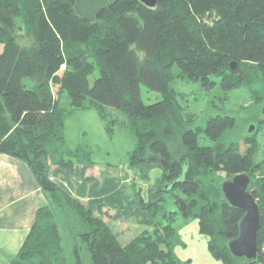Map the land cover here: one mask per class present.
Returning a JSON list of instances; mask_svg holds the SVG:
<instances>
[{
    "label": "trees",
    "instance_id": "obj_1",
    "mask_svg": "<svg viewBox=\"0 0 264 264\" xmlns=\"http://www.w3.org/2000/svg\"><path fill=\"white\" fill-rule=\"evenodd\" d=\"M74 4L0 0V153L23 160L48 197L10 264H84L86 258L89 264H183L173 249L179 211L164 204L174 192L220 264H264V155L256 132L243 138L241 151L237 141L223 139L236 124L233 112L224 109L195 124L183 93L171 85L176 78L205 90L219 83L221 100L229 90L245 89L257 105L264 102V0H156L152 7L117 0L91 21ZM141 85L161 98L144 103ZM81 109H95L107 132L122 124L135 140L126 186L136 191L151 227L126 243L104 204L90 209L80 197L96 179L86 173L96 162L88 144L67 146L64 129ZM74 165L80 182L72 194L51 172ZM152 167L161 173L144 187ZM237 173L250 176L248 190L259 208L253 260L228 247L244 213L226 201L220 185Z\"/></svg>",
    "mask_w": 264,
    "mask_h": 264
},
{
    "label": "rangeland",
    "instance_id": "obj_2",
    "mask_svg": "<svg viewBox=\"0 0 264 264\" xmlns=\"http://www.w3.org/2000/svg\"><path fill=\"white\" fill-rule=\"evenodd\" d=\"M19 33L21 34L22 31ZM97 74L98 70L96 68L94 75ZM90 80H93V76H90ZM24 83L29 86L31 80L25 77ZM171 85L178 95L183 93L184 97L180 98L181 103L185 105L190 112L195 113V124L204 125L205 120L209 116L217 114V112L221 113L224 109L228 112H233L237 117L236 124L230 130H227L223 139L227 142L231 140L237 141L241 151H243L245 148L243 138L252 132H256L260 153L264 155V124L261 125L262 123H259L260 127L258 131H254L255 128L251 132L248 131V127L251 124L255 127V125L258 124L257 120L264 119L262 113L264 102L257 105L251 98L250 93L245 89L229 90V98L221 100L220 98L224 96V92L219 83L214 88L205 90L202 89L196 81L176 78ZM55 88L56 87H54V90ZM161 96L160 92L149 90L144 85H141V98L144 103H151L159 100ZM211 100H214L215 104H212ZM110 110L113 114L119 116L120 119L124 118V116L115 109ZM104 125V121L100 118L95 109L76 110L66 119L64 129L65 141L69 147H75L79 143H86L90 146L92 150L91 157L96 162V168L94 169L93 167L92 169H88L86 171L87 174L94 169L93 171L100 179L105 173L110 171L114 174V177H121V173L127 164L128 152L133 148L135 140L128 128L122 124H115L112 132H107ZM204 143H206V141ZM260 158L261 156L258 157V159ZM152 169L157 170V168L152 167L149 171L151 175L156 176L155 173L152 174ZM141 184L146 187L147 183L142 182ZM126 193L129 196L131 195L129 199H132V197L136 195L137 201L139 202L136 191H133L132 194L128 191H126ZM117 194L120 196L115 188L110 191V195L114 201L117 198ZM176 195L180 196L176 192L166 195L164 204L169 211L178 210ZM115 204L119 205V202ZM128 216H130V221L123 220V222L118 218L112 221L114 229L118 232L121 243H126L131 237L142 230L139 226L140 222L137 221L139 218L134 220V218H136L135 215ZM173 226L177 232L173 249L176 257L183 264H220L218 260L211 256L206 238L199 232L197 219L193 215L183 217L179 212L176 215V219L173 221ZM85 255L88 257L87 253ZM84 264H89V259L86 258ZM241 264L244 263L241 262Z\"/></svg>",
    "mask_w": 264,
    "mask_h": 264
},
{
    "label": "crops",
    "instance_id": "obj_3",
    "mask_svg": "<svg viewBox=\"0 0 264 264\" xmlns=\"http://www.w3.org/2000/svg\"><path fill=\"white\" fill-rule=\"evenodd\" d=\"M156 168L157 170L152 169V174L155 173L156 176L149 172V180L144 183L151 184L160 175V168ZM93 170L87 175H94L96 179L85 184L80 196L87 206L94 209L102 203L104 209H108L112 215V219L118 218L122 221H130L128 215H135L134 220L139 218L137 221L140 222V229H149L151 226L144 222L146 213L136 205L137 196L129 199L131 195L126 193L128 190L125 167L121 177H114L110 171L101 179ZM79 174V165H74L72 171L53 166L51 172L52 177L72 194L76 193L78 188ZM114 188L120 194L116 195L115 201L110 195ZM116 202H119V205L115 204ZM47 204L48 197L38 185L28 165L21 159L0 153V264H10L29 232L36 210Z\"/></svg>",
    "mask_w": 264,
    "mask_h": 264
},
{
    "label": "water",
    "instance_id": "obj_4",
    "mask_svg": "<svg viewBox=\"0 0 264 264\" xmlns=\"http://www.w3.org/2000/svg\"><path fill=\"white\" fill-rule=\"evenodd\" d=\"M117 0H75L76 12L87 20H93L101 10L114 4ZM147 6H154L156 0H140ZM231 68L235 66L230 63ZM264 115V106L262 107ZM254 125L248 127L251 132ZM250 176L247 173H237L221 182V190L226 201L233 207L243 211L244 215L239 221V232L236 237L228 242L230 252L236 257H245L253 260L257 256V236L260 227L258 204L252 193L248 190ZM178 211L183 217H188L186 201L176 195Z\"/></svg>",
    "mask_w": 264,
    "mask_h": 264
},
{
    "label": "flooded vegetation",
    "instance_id": "obj_5",
    "mask_svg": "<svg viewBox=\"0 0 264 264\" xmlns=\"http://www.w3.org/2000/svg\"><path fill=\"white\" fill-rule=\"evenodd\" d=\"M259 127H260V125L259 124H257V125H255V129H254V131H258L259 130Z\"/></svg>",
    "mask_w": 264,
    "mask_h": 264
}]
</instances>
